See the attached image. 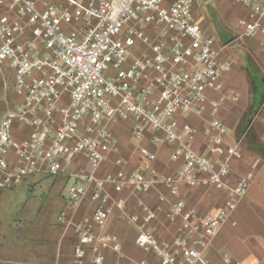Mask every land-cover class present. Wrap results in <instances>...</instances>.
Here are the masks:
<instances>
[{"label": "built area", "instance_id": "built-area-1", "mask_svg": "<svg viewBox=\"0 0 264 264\" xmlns=\"http://www.w3.org/2000/svg\"><path fill=\"white\" fill-rule=\"evenodd\" d=\"M234 1L246 13L240 37L264 54V0ZM225 50L200 23L195 0H0V79L11 102L0 115V193L63 176L58 220L74 233L72 264H108V252L121 253L109 232L115 211L138 227L135 243L156 264H210L205 250L255 178H234L242 143H229L218 116L235 65ZM257 118L264 125V109ZM122 128L136 164L124 157ZM165 146L169 175L155 166ZM161 187L175 198L170 241L152 230L156 209L143 198L138 213L127 211V193ZM204 189L224 195L216 211L188 205L186 192Z\"/></svg>", "mask_w": 264, "mask_h": 264}, {"label": "crops", "instance_id": "crops-1", "mask_svg": "<svg viewBox=\"0 0 264 264\" xmlns=\"http://www.w3.org/2000/svg\"><path fill=\"white\" fill-rule=\"evenodd\" d=\"M232 1L235 3L234 0ZM254 43L259 46L257 42ZM213 97L218 98L219 95H213ZM226 110V107H223L218 113L222 120L225 119V112L223 111ZM209 117L207 114L203 117L205 127L209 122ZM259 120L256 117L254 121L250 122L247 130L243 131L242 135L246 138L243 142L244 145L247 141H255V147L257 143L264 145V125ZM227 126L232 129L231 125ZM255 129L259 133L255 132ZM231 131L232 133H229V143H233L236 135L240 134L235 133L233 129ZM156 151L158 153V161L155 164L157 170L161 174L174 173V169L170 164L171 148L165 146L156 149ZM261 157L264 158L263 155ZM262 158L258 160V158L253 157V159L246 160L243 154L242 159L233 164L234 178L250 172L255 173V178L246 196L239 202L229 220L222 226L220 232L212 239L205 250V256L210 264H225V258H231L234 262L243 264H264V159ZM160 193L167 196L168 202L160 203L158 201ZM126 196L128 198L127 211L131 214L139 212V198H143L146 203L156 209V219L151 226L152 230L162 239L172 240L176 234L175 225L168 221L166 214L170 201H174L175 198L170 196L166 188L154 189L150 194L142 195V197L130 195L129 193ZM186 198L188 205L200 213L216 211L224 201L223 194L208 189L187 191ZM86 212L89 211L84 208L81 209L75 219H79ZM57 223L58 228L56 230L47 229L48 233L43 238L44 243L40 245L33 244L32 247L26 250L19 245L0 247V264H66V247H70L68 236L73 237L72 245H74V233L72 229H67L63 225L60 226L58 221ZM46 228H50V226L48 225ZM109 232L120 241L121 253L108 252V264H134L141 260H147L149 264H156V257L153 254L144 253L135 243L138 227L120 219L119 211H115L110 220ZM68 264H72L70 259Z\"/></svg>", "mask_w": 264, "mask_h": 264}, {"label": "rangeland", "instance_id": "rangeland-1", "mask_svg": "<svg viewBox=\"0 0 264 264\" xmlns=\"http://www.w3.org/2000/svg\"><path fill=\"white\" fill-rule=\"evenodd\" d=\"M195 1L200 23L218 44L226 46V53L235 62L225 92L227 100L223 107L227 110L223 111L225 112L223 121L225 124L229 122L227 125H231L235 133H240L236 135V139L242 143L246 160L253 157L261 160V155L264 156V145L257 143L255 147V141H247L244 145L246 138L242 133L264 109V54L256 43L240 37L238 21L246 15L242 7L232 0ZM235 92L241 95L238 102L231 100ZM10 106L11 102L6 97L0 79V115ZM199 125L204 127L205 121ZM232 129L228 128L229 133H232ZM255 132L259 133L258 130ZM117 134L124 150V157L136 164L139 157L134 150L131 133L127 128H122ZM65 192L63 176H46L32 178L14 190L0 193V247L19 245L26 250L33 244L44 243L43 238L48 230L58 228L57 217L65 207ZM48 225L50 228H46ZM68 237L70 247H66V264L75 245H72L73 237Z\"/></svg>", "mask_w": 264, "mask_h": 264}]
</instances>
